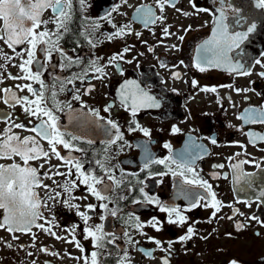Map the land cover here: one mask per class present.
<instances>
[{
  "label": "flooded vegetation",
  "instance_id": "1",
  "mask_svg": "<svg viewBox=\"0 0 264 264\" xmlns=\"http://www.w3.org/2000/svg\"><path fill=\"white\" fill-rule=\"evenodd\" d=\"M256 2L195 0L197 8L211 10L196 11L190 0H174L175 7L166 6L161 12L157 0H127V3L123 0H85L83 6L79 0H72L67 31L61 30L58 41L63 54L72 57V65L67 66L65 55L61 52L53 51L48 60L38 49L37 59L45 67L41 69V64L34 63L32 70L42 71L41 79L49 106H52L51 92L56 93L55 101L61 109L56 115L61 130L80 137L72 142L83 151H72L71 155L83 163L86 171L105 177L104 184L110 189L105 194L109 200H97L81 185L74 190L75 198L71 200L72 204L79 205L78 209L59 201H49L48 208H41V211L47 219L54 218L52 230L64 239H57L37 227H33L28 234L0 229V264H84V260L77 257L87 255L90 259L91 252L97 249L90 238H85L83 229L86 225L77 215L78 211L90 216L88 226L103 224L104 232L109 234L107 239H111L113 233L116 236L114 244L106 243L98 253L100 264H119L125 253L129 264H164L165 258L169 264H230L233 260L238 264H264V226L248 219L254 214L264 219V208L258 203L264 199L259 195L264 191V140L260 139L264 136V123L251 122L246 111L256 109L251 115L257 120L264 113V76L260 75L264 67L254 63L260 59L264 64V9L258 8ZM141 5L150 6L155 16L162 15L165 19L145 25V13L137 14ZM114 8L118 10L112 11ZM220 9L224 11V23L228 25L229 33L246 32L251 24L256 25L240 47L229 54L234 62L242 63L251 72L250 75H238L224 68L207 66L206 71L201 72L195 67L197 50L212 37L214 20L219 18ZM108 13H111V23L101 19ZM41 18L49 21L46 25L49 31L56 30L51 8L45 10ZM96 23L100 25L98 28L94 26ZM112 24L117 28H113ZM125 25L130 26V31L126 29L124 35L115 36L114 33ZM44 27L42 25L41 30ZM165 27L170 35L164 34ZM109 35L113 36L111 40ZM180 36L184 39L180 40ZM26 47L20 45L16 51L21 52ZM126 47L129 49L127 53L123 51ZM0 49L9 56L15 55L2 41ZM118 53L123 55V59L110 63L111 57ZM200 55L210 57L212 53L202 50ZM20 62V58L16 57L8 63L0 89L9 88L18 96L35 99L27 90L20 92L16 85L31 83L34 89L40 91L38 83L8 78L9 73L13 76L21 74L20 69L14 66ZM93 62L103 68V74L94 71L91 67ZM0 63L5 62L0 60ZM76 75L82 76V79H73ZM68 80H73V83H67ZM125 81H135L141 89L155 97L160 106L140 107L133 116L131 102L125 104L121 101ZM193 81L197 82L196 85ZM228 85L231 87H226ZM205 87L217 90L202 91ZM3 95L0 91V97ZM76 95L80 96L79 100L73 98ZM95 111L99 112V116L92 115ZM9 116L11 121L24 123L27 127L36 122L34 117L25 114L22 106L13 107L0 99V130L10 123ZM242 116L244 119H241ZM30 120L33 123H29ZM108 120L115 122L123 135V140L112 145L107 141L114 138L115 129L107 123ZM141 128L147 129L149 135L145 136ZM173 128L179 131L173 132ZM13 131L21 137L33 135L20 129ZM248 133L255 135L250 138ZM212 139L217 143L213 144ZM41 143L47 150V141L42 140ZM165 144L171 147L166 148ZM58 150L62 156L69 155L63 146H58ZM237 153L240 155L237 156ZM169 157L189 160L199 177L212 185L216 199L222 202L221 210L215 217L211 207L187 210L197 195H207L204 188L198 184H186L184 177L174 175L163 164L151 163L148 168L144 167L147 160L165 159L168 162ZM96 160H102L106 168L112 169L113 181L107 179ZM12 162L0 159V164ZM16 162H20L18 157ZM42 163L43 160L32 162L43 177L49 165L44 164L41 169L39 166ZM257 163L259 167H256ZM51 164L60 165L61 161L53 156ZM221 164L223 168L215 167ZM234 164H240L243 173L255 174L247 178L251 187L246 181L236 182L231 167ZM171 168L179 171L175 165ZM60 171H66V168L61 167ZM185 176L192 178L188 172ZM54 179L62 183L65 178L56 176ZM43 183L55 187L52 179L44 178ZM97 187L102 188L101 185ZM140 187L162 204L179 207L187 216V223L183 226L168 223L166 213L159 211L155 203H147L139 192ZM35 190L41 198L45 196V189ZM85 196L87 199H78ZM244 201L252 202V206L248 207ZM102 203H108L109 209L115 208L117 216L113 217L101 208ZM87 204L96 205L95 211H89ZM3 214L0 209V217ZM129 217H138L144 226L137 229ZM152 218L161 222L159 231L148 224ZM238 224L243 227L237 228ZM76 225L79 227L74 235L83 247V253L74 243L67 242L72 239L71 229ZM189 226L193 227L194 234L190 239L180 241ZM125 232L128 236L124 235ZM14 236L18 238L14 239ZM128 237L135 243H129ZM150 237L154 239L150 240ZM154 240H159L160 245ZM45 248L47 252L42 251ZM147 252L152 255H146Z\"/></svg>",
  "mask_w": 264,
  "mask_h": 264
},
{
  "label": "snow or ice",
  "instance_id": "2",
  "mask_svg": "<svg viewBox=\"0 0 264 264\" xmlns=\"http://www.w3.org/2000/svg\"><path fill=\"white\" fill-rule=\"evenodd\" d=\"M85 0H79L81 6L84 5ZM124 3H127V0H123ZM192 7L196 11H211L210 9L197 8L195 0H190ZM223 3V0H221ZM157 5L161 12L164 11L166 6L175 7L174 0H157ZM256 6L258 8L264 9V0H257ZM51 8L53 12V23L56 26L55 31H49L46 25L49 23L47 20H43L41 17L45 10ZM71 9H72V0H0V21H2V27H0V41L10 49L15 55L9 56L3 49H0V60L5 63H0V82H2L3 71L6 70L8 63H10L14 58L19 57L21 62L18 65H14L20 69V75L13 76L11 73L8 74L9 79L13 80H25V81H34L41 86V90L37 91L33 88L31 83H25L23 85H16V88L20 92L27 90L28 93H31L35 99H30L28 96H18L12 89L4 88L0 89L3 92V96L0 99L3 100L5 104H11L15 107L16 105L22 106L23 111L29 117H34L36 122L32 127H27L24 123H17L11 121V117H7L10 121L8 126L0 130V159L12 160L11 164H0V209L3 210V216L0 217V229H5L9 233L23 232L31 233L33 227L40 228L41 230L47 232L50 235L56 236L57 239H64V237L58 236L52 229L54 225V218L52 220L47 219L41 208H48L49 201H59L65 205H68L72 208H79L78 204H72L71 200L74 199L73 192L83 185L87 192L94 196L97 200L108 201L109 196L105 193L109 191V187L104 184V176H97L94 171H86L84 169L83 163L80 160L74 158L71 155L72 151H83L80 148H77L72 141L79 140L80 137L67 133L61 130L59 125V117L56 115L58 110H61L58 102L55 101L56 93L55 91L51 92L52 97V106H49V100L45 97L44 94V81L41 79L42 71L32 70V65L34 63L41 64V69L45 66L41 63L36 56L37 50L39 49L44 57L48 60L51 59L52 52L57 51L63 54L62 50L58 46V41L62 35V29L67 31V22L71 19ZM117 8L112 9V11H117ZM181 11L180 9H177ZM145 13L144 23L145 25L152 23L155 24L157 20L163 21L164 16H155L152 12L150 6L141 5L137 9V14ZM188 15L189 13H184ZM111 13H108L106 16L101 17V19L106 20L111 23L109 19ZM225 16L223 9H220V16L218 19L214 20V29L212 37L209 40H206L200 48L197 50V56L195 59V67L201 72L206 71L207 67H216L224 68L229 73H236L238 75H250L251 72L244 67L239 61L234 62L232 57L229 55L233 49L239 48L240 44L247 39L248 34L252 33L256 25L251 24L246 32H235L229 33L228 25L224 23ZM240 23L239 20L236 21ZM45 26L41 30V26ZM95 27L100 25L96 23ZM113 28H117V25L112 24ZM130 31V26L125 25L120 27L118 31L114 33L115 36H122L125 34V30ZM165 35H170L167 27L163 29ZM139 36V33H136ZM112 35H109L108 39L111 40ZM180 40H183L184 37L180 36ZM20 45H27L26 48L21 52H17L16 49ZM172 47H176L172 45ZM202 50H207L212 53L210 57L200 55ZM125 53L129 51L126 47L123 50ZM26 56V58H25ZM67 66H71L73 63L72 57L66 56ZM123 59L122 54H116L110 59V63L117 60ZM131 61H129L130 63ZM181 63H183L181 61ZM255 64H260L264 67L260 59L254 61ZM96 73L103 74V68L97 66L95 62L91 65ZM178 75V74H177ZM261 76H264V72L260 73ZM96 78H102V76H97ZM73 79H82V76L76 75ZM67 83H73V80H68ZM196 81H193V85H196ZM226 87H231L228 85ZM63 88H61V91ZM125 90L127 95H125ZM217 89L215 87H205L202 91L205 92H215ZM238 92L241 89H236ZM91 91V89H89ZM243 91H248L244 89ZM76 100L80 99L79 95L73 97ZM121 101L122 103L131 102V111L133 116L136 115L138 108L140 107H159V103L156 98L150 96L147 92L139 87L135 81H125L121 91ZM71 108V105H68ZM111 107V105H109ZM108 109H105L107 111ZM248 111L249 118L251 122H260L264 123V113L257 118L251 114L256 112V109H249ZM92 115L99 116V112H92ZM100 119H103L101 117ZM241 119H244L242 116ZM29 123H33L31 120ZM107 123L111 126L112 129H115L114 138L109 139L107 144L112 145L116 144L117 141L123 140V135L119 131L118 125L112 120H108ZM13 129H20L32 133L33 135H26L21 137L19 134L15 133ZM132 130V129H130ZM144 132L145 136L149 135L147 129H140ZM178 128H173V132H178ZM251 138L255 134L248 133ZM261 140H264V136L260 137ZM47 141L48 149H44L41 141ZM91 143V141H88ZM213 144H216L217 141L212 139ZM58 146H63L64 149L68 150L69 155L62 156L58 150ZM245 147L244 145H240ZM164 147L170 148L171 146L165 144ZM237 156L240 153L236 154ZM55 157L57 160L61 161L60 165H52L51 159ZM19 158V163L16 162V158ZM37 160H43L44 163L40 164L39 168H44V164L49 165L48 171L43 174V177L40 175L37 167L33 166L32 162ZM95 163L103 170L107 179L109 181L114 180L112 174V169L106 168L102 160H96ZM158 163L163 164L165 167L173 171L174 175H179L184 177V182L186 184H198L200 187L204 188L207 195H197L195 199L191 200L190 206L187 210H191L196 207H211L214 209L212 216L215 217L216 214L221 210L222 202L216 199V193L212 191V185L209 184L206 180H203L199 177V174L192 167L189 160L174 159L172 157L168 158V162L165 159L160 160H147L144 167L148 168L149 164ZM241 163H250V161H241ZM171 165H175L176 171L171 168ZM66 168V171H60V168ZM215 167L223 168L224 165H216ZM235 173V180L237 183L241 181H246L248 186L251 187V181L247 178L255 175L254 173H243L240 170V164L231 165ZM256 167H259V164H256ZM55 169V171H53ZM191 173L192 178L189 179L185 176V173ZM62 176L64 181L62 183L57 182L54 177ZM52 179L55 187L44 184L43 179ZM119 183V182H117ZM143 183V182H140ZM97 185H101L102 188H98ZM37 188L45 189V196L40 197L39 193L35 190ZM59 189V190H57ZM139 192L144 195L147 203H155L159 206V211L166 213L167 222L171 224H176L178 226H183L187 223V216L183 214V211L177 206H168L162 204L158 199L150 197L147 193L144 192V188L140 187ZM260 197H264V191L260 192ZM188 198L187 196L185 197ZM78 199H87V197H79ZM204 201L202 204L201 202ZM139 202V201H136ZM247 203L248 207L252 206V202L244 201ZM259 206L264 208V199L258 201ZM230 206V205H229ZM87 209L89 211H95L96 205L87 204ZM101 208L110 212V215L115 217L117 216V210L115 208L109 209L108 203H102ZM238 211V210H237ZM77 215L81 217L84 221L86 227L83 229L85 233V238H90L93 241V247L97 249L92 251L89 256L84 255L82 257H77V259H83L84 264H100V259L98 253L101 249L105 248L107 244H114L116 240L115 234H111V239H107L108 233L104 232V225L98 224L93 226H88V221L90 216L86 212H77ZM101 219H104L101 216ZM130 220H133L134 226L137 229H141L144 225L139 221L138 217H129ZM232 219V217H229ZM249 220H254L259 223L261 226H264V219H261L258 215H252L248 217ZM43 220L44 223H38V221ZM160 221L156 218H152L148 224L155 228L157 231L160 230ZM79 225L73 226L71 232L73 233L72 239L67 240L68 243H74L75 246L84 252L83 247L80 242L75 238V231ZM243 225L238 224L237 228H242ZM194 234L193 227L189 226L187 228V233L184 236H181L180 241L188 240ZM33 239H35V234L33 233ZM125 236H128V233H124ZM17 239L18 237H13ZM153 240L154 238H149ZM129 243H135L131 237H128ZM154 242L159 246L160 241L154 240ZM11 247V245H9ZM171 244H169V248ZM42 251L47 252L48 249H42ZM31 255V253H29ZM146 255L151 256V252H147ZM119 264H129L127 253L124 254V258L119 260ZM164 264H169L167 258L164 259ZM230 264H238L237 261L233 260Z\"/></svg>",
  "mask_w": 264,
  "mask_h": 264
}]
</instances>
